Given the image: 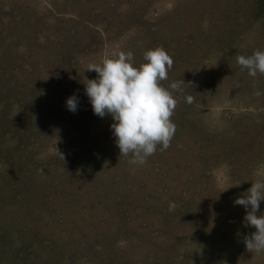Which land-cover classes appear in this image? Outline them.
<instances>
[{
	"label": "rangeland",
	"instance_id": "374dc122",
	"mask_svg": "<svg viewBox=\"0 0 264 264\" xmlns=\"http://www.w3.org/2000/svg\"><path fill=\"white\" fill-rule=\"evenodd\" d=\"M157 47L161 85L185 84L170 147L138 166L87 69ZM256 50L264 0H0V264H264L233 203L264 181V75L237 63Z\"/></svg>",
	"mask_w": 264,
	"mask_h": 264
},
{
	"label": "clouds",
	"instance_id": "9594fccd",
	"mask_svg": "<svg viewBox=\"0 0 264 264\" xmlns=\"http://www.w3.org/2000/svg\"><path fill=\"white\" fill-rule=\"evenodd\" d=\"M144 63L136 66L132 52H119L105 58L101 64L90 65L95 79L87 80L85 95L92 111L100 118L111 116L110 128L120 156L131 157L134 165H144L148 157L158 150L165 151L175 134L176 126L170 119L185 82H172L168 89L161 81L168 79L173 59L160 47L145 51ZM241 70L253 78L264 75V51L256 50L250 56H237ZM256 95L261 93L257 91ZM188 103L192 97H185ZM79 99L76 95L66 100V107L75 113ZM63 158V157H62ZM247 196L233 201L245 209L243 225L255 231L245 237L244 244L250 253H264V213L257 215L260 202L264 201V181L253 182Z\"/></svg>",
	"mask_w": 264,
	"mask_h": 264
}]
</instances>
